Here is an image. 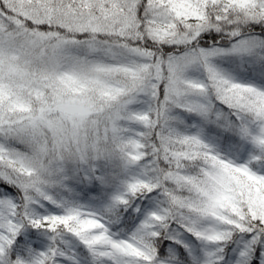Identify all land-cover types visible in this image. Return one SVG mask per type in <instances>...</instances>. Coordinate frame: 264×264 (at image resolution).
Wrapping results in <instances>:
<instances>
[{"label":"snow or ice","instance_id":"1","mask_svg":"<svg viewBox=\"0 0 264 264\" xmlns=\"http://www.w3.org/2000/svg\"><path fill=\"white\" fill-rule=\"evenodd\" d=\"M0 264H264V0H0Z\"/></svg>","mask_w":264,"mask_h":264}]
</instances>
